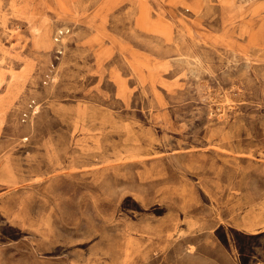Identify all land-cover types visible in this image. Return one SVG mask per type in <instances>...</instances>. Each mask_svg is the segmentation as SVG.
<instances>
[{"label": "rangeland", "instance_id": "1", "mask_svg": "<svg viewBox=\"0 0 264 264\" xmlns=\"http://www.w3.org/2000/svg\"><path fill=\"white\" fill-rule=\"evenodd\" d=\"M0 264H264V0H0Z\"/></svg>", "mask_w": 264, "mask_h": 264}, {"label": "built area", "instance_id": "2", "mask_svg": "<svg viewBox=\"0 0 264 264\" xmlns=\"http://www.w3.org/2000/svg\"><path fill=\"white\" fill-rule=\"evenodd\" d=\"M34 106H36V102L35 101H32V102L29 103L28 112L24 113V116H26L25 118L30 116L31 112L33 111Z\"/></svg>", "mask_w": 264, "mask_h": 264}, {"label": "bare ground", "instance_id": "3", "mask_svg": "<svg viewBox=\"0 0 264 264\" xmlns=\"http://www.w3.org/2000/svg\"><path fill=\"white\" fill-rule=\"evenodd\" d=\"M37 108V107H36Z\"/></svg>", "mask_w": 264, "mask_h": 264}]
</instances>
